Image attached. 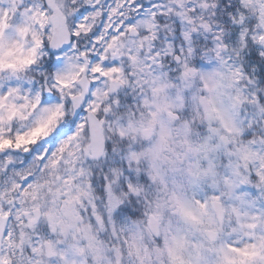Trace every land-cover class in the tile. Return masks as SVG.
Wrapping results in <instances>:
<instances>
[{
    "label": "snow or ice",
    "instance_id": "1",
    "mask_svg": "<svg viewBox=\"0 0 264 264\" xmlns=\"http://www.w3.org/2000/svg\"><path fill=\"white\" fill-rule=\"evenodd\" d=\"M0 264H264V0H0Z\"/></svg>",
    "mask_w": 264,
    "mask_h": 264
}]
</instances>
